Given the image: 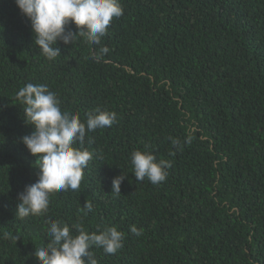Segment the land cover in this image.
Wrapping results in <instances>:
<instances>
[{
  "label": "trees",
  "instance_id": "obj_1",
  "mask_svg": "<svg viewBox=\"0 0 264 264\" xmlns=\"http://www.w3.org/2000/svg\"><path fill=\"white\" fill-rule=\"evenodd\" d=\"M119 3L99 43L58 41L48 60L15 0H0V264H38L52 220L73 235L76 225L122 231L115 254L90 249L98 264H264V0ZM28 83L82 122L97 108L117 122L87 132L94 156L78 190L20 219L18 193L39 171L21 140L33 131L16 99ZM145 146L171 165L157 185L133 173L131 153Z\"/></svg>",
  "mask_w": 264,
  "mask_h": 264
},
{
  "label": "clouds",
  "instance_id": "obj_2",
  "mask_svg": "<svg viewBox=\"0 0 264 264\" xmlns=\"http://www.w3.org/2000/svg\"><path fill=\"white\" fill-rule=\"evenodd\" d=\"M15 3L30 20L34 44L48 60L61 55L58 41L73 45L80 36L99 43L112 19L123 15L119 0H15ZM69 24H74L77 30L67 27ZM16 99L25 106V123L33 128L21 140L30 154L36 156L34 163L39 170L38 179L18 193L16 216L23 219L47 212L51 193L80 188L83 170L94 156L83 146L85 136L87 132L111 127L117 122V113L97 108L87 113L86 123L82 122L78 114L61 110L60 100L47 85L28 83L19 89ZM131 164L136 180L147 178L153 185L166 180L171 166L168 161L157 160L147 146L131 153ZM125 176L113 178L112 191L121 194ZM90 211L92 203L87 201L79 209L83 216ZM75 227L78 234L73 235L68 224L50 221L47 242L33 252L38 264H98L90 249L97 247L106 254H115L123 247L125 235L114 226L93 232L81 225ZM130 232L139 236L142 228L132 225Z\"/></svg>",
  "mask_w": 264,
  "mask_h": 264
}]
</instances>
